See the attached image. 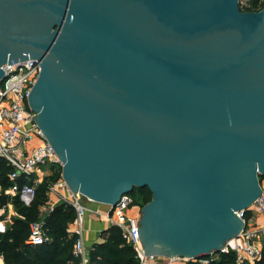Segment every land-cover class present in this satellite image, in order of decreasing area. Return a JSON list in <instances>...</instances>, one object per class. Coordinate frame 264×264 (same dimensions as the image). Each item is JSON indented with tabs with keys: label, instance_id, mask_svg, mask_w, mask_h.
Instances as JSON below:
<instances>
[{
	"label": "water",
	"instance_id": "obj_1",
	"mask_svg": "<svg viewBox=\"0 0 264 264\" xmlns=\"http://www.w3.org/2000/svg\"><path fill=\"white\" fill-rule=\"evenodd\" d=\"M38 61L29 105L75 193L148 188L146 256L219 254L263 195L264 8L239 0H0L3 67Z\"/></svg>",
	"mask_w": 264,
	"mask_h": 264
},
{
	"label": "built area",
	"instance_id": "obj_2",
	"mask_svg": "<svg viewBox=\"0 0 264 264\" xmlns=\"http://www.w3.org/2000/svg\"><path fill=\"white\" fill-rule=\"evenodd\" d=\"M241 12H260L264 8V0H239ZM5 79L0 83V159L13 168L10 181L13 186L6 192L0 185V194L8 196L20 194L29 205L35 196L36 188L46 177L53 176L54 167L63 168L62 162L56 155L52 145L39 129L35 118L37 113L29 105V96L35 86L41 67L38 61L28 60L23 63L5 65L3 67ZM22 177L33 181L32 187L20 190L18 180ZM48 201L40 208L39 219L30 225L28 245L36 246L50 241L45 231L46 217L60 204H69L76 211V220L69 228V234L76 237L73 254L80 259V264H89V252L84 240V226L89 210L82 203V197L75 194L67 185L63 177L52 182L47 192ZM140 208V209H139ZM136 209L137 214H131ZM141 207L136 205L132 195L122 196L118 204L111 208L106 220L109 227L119 228L127 244L132 246L139 264H210L220 254H236L237 264H255L261 258L262 248L254 238L255 233L248 231L249 213L264 215V195H262L247 210L238 212L245 228L238 240L240 244L227 243L219 254H211L208 259L195 260L170 256L167 258L146 256L138 236V221ZM11 219L5 217V209H0V234H6Z\"/></svg>",
	"mask_w": 264,
	"mask_h": 264
},
{
	"label": "trees",
	"instance_id": "obj_3",
	"mask_svg": "<svg viewBox=\"0 0 264 264\" xmlns=\"http://www.w3.org/2000/svg\"><path fill=\"white\" fill-rule=\"evenodd\" d=\"M53 176L46 177L35 191L33 201L26 205L20 194L8 196L13 183L10 175L13 168L0 159V185L4 192L0 194V209L13 205L16 217L8 225L7 233L0 234V264H80V259L73 254L76 237L69 234V228L76 220V211L69 204L58 205L45 219V231L49 242L31 246L27 242L30 236V225L40 216V208L48 201V188L52 182L62 177V168L54 167ZM260 176V181L263 179ZM20 190L32 187L33 181L22 177L18 180ZM136 205L144 207L152 200L148 188L135 189L132 194ZM250 213L247 215V218ZM103 242L94 244L89 251V264H139L135 249L128 245L119 228L110 227L102 233ZM186 264H198L189 262ZM210 264H237L236 254H220ZM255 264H264V244L260 260Z\"/></svg>",
	"mask_w": 264,
	"mask_h": 264
},
{
	"label": "crops",
	"instance_id": "obj_4",
	"mask_svg": "<svg viewBox=\"0 0 264 264\" xmlns=\"http://www.w3.org/2000/svg\"><path fill=\"white\" fill-rule=\"evenodd\" d=\"M261 187L264 195V178L261 180ZM88 203L86 206L89 212L87 213L84 226V240L89 252L94 244L103 242L102 233L110 228L106 217L110 213L111 207L93 201ZM131 214L136 215L137 210H132ZM5 217L11 219L10 223L16 217V211L13 205L5 209ZM246 229L256 234L254 241L262 248L264 244V215L250 213ZM232 243L237 245L241 243V240L235 239Z\"/></svg>",
	"mask_w": 264,
	"mask_h": 264
},
{
	"label": "rangeland",
	"instance_id": "obj_5",
	"mask_svg": "<svg viewBox=\"0 0 264 264\" xmlns=\"http://www.w3.org/2000/svg\"><path fill=\"white\" fill-rule=\"evenodd\" d=\"M23 200V199H22ZM23 202L27 205V203L23 200ZM88 202H91L89 199H87V198H84V197H82V203H83V205L85 206V207H87L86 205L87 204H89ZM139 206V205H138ZM140 207V206H139ZM142 206H141V210H140V212H139V215H140V218H141V211H142ZM140 209V208H139Z\"/></svg>",
	"mask_w": 264,
	"mask_h": 264
}]
</instances>
